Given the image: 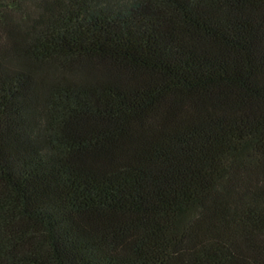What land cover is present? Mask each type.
I'll return each mask as SVG.
<instances>
[{
	"label": "trees",
	"instance_id": "obj_1",
	"mask_svg": "<svg viewBox=\"0 0 264 264\" xmlns=\"http://www.w3.org/2000/svg\"><path fill=\"white\" fill-rule=\"evenodd\" d=\"M0 264H264V0H0Z\"/></svg>",
	"mask_w": 264,
	"mask_h": 264
}]
</instances>
